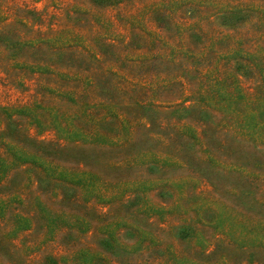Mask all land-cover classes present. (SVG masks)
I'll list each match as a JSON object with an SVG mask.
<instances>
[{
	"label": "rangeland",
	"instance_id": "1",
	"mask_svg": "<svg viewBox=\"0 0 264 264\" xmlns=\"http://www.w3.org/2000/svg\"><path fill=\"white\" fill-rule=\"evenodd\" d=\"M0 264H264V0H0Z\"/></svg>",
	"mask_w": 264,
	"mask_h": 264
},
{
	"label": "trees",
	"instance_id": "2",
	"mask_svg": "<svg viewBox=\"0 0 264 264\" xmlns=\"http://www.w3.org/2000/svg\"><path fill=\"white\" fill-rule=\"evenodd\" d=\"M105 0H103V2H104Z\"/></svg>",
	"mask_w": 264,
	"mask_h": 264
}]
</instances>
